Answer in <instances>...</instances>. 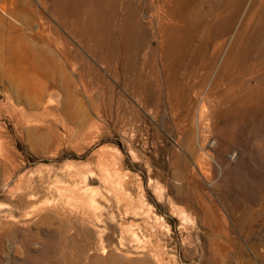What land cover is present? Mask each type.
Here are the masks:
<instances>
[{"label": "rangeland", "instance_id": "rangeland-1", "mask_svg": "<svg viewBox=\"0 0 264 264\" xmlns=\"http://www.w3.org/2000/svg\"><path fill=\"white\" fill-rule=\"evenodd\" d=\"M2 19L50 35L74 98L0 86V264H264V0H0Z\"/></svg>", "mask_w": 264, "mask_h": 264}, {"label": "bare ground", "instance_id": "bare-ground-1", "mask_svg": "<svg viewBox=\"0 0 264 264\" xmlns=\"http://www.w3.org/2000/svg\"><path fill=\"white\" fill-rule=\"evenodd\" d=\"M2 22L11 35L0 34V86L12 88L10 93L16 97V101H23L30 109L43 108L48 96H59L57 91H62L65 98L60 111L70 116L69 100L74 98L73 79L61 62L50 35L42 30L32 32L30 26L23 28L5 19ZM22 90L25 92L21 97L19 92ZM217 219L225 222L223 217L215 215ZM253 248L255 250V245ZM219 249L224 250V245L220 243ZM226 263L228 256L217 258L216 264Z\"/></svg>", "mask_w": 264, "mask_h": 264}]
</instances>
